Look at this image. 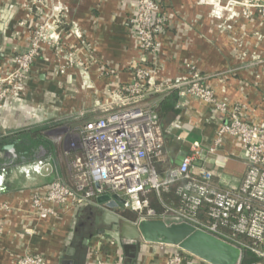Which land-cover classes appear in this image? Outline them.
I'll return each instance as SVG.
<instances>
[{
    "label": "crops",
    "instance_id": "crops-1",
    "mask_svg": "<svg viewBox=\"0 0 264 264\" xmlns=\"http://www.w3.org/2000/svg\"><path fill=\"white\" fill-rule=\"evenodd\" d=\"M158 2L165 19L156 57L146 56L154 85L142 102L158 114L157 170L163 177L192 144L212 146L227 118L186 94L191 74L201 76L227 110L236 107L238 116L264 131V0ZM135 5L136 0H0V76L28 46L43 13L52 21L47 33L58 38L43 43L27 81L0 104V264H15L24 254L40 256L45 264H95L99 257L106 264H165L174 253L183 257L179 264H202L177 246L142 239L127 245L111 231L95 233L104 227L94 223L102 208L89 202H44L53 213L42 219L32 201L56 178L73 187L66 140L60 145L57 130L66 124L75 130L115 108L131 80L140 60L129 22ZM239 151L236 139L225 135L214 153L194 164L212 171L215 186L234 188L245 169ZM150 204L158 208L154 196ZM113 211L122 216L127 210Z\"/></svg>",
    "mask_w": 264,
    "mask_h": 264
},
{
    "label": "built area",
    "instance_id": "built-area-1",
    "mask_svg": "<svg viewBox=\"0 0 264 264\" xmlns=\"http://www.w3.org/2000/svg\"><path fill=\"white\" fill-rule=\"evenodd\" d=\"M164 19L158 0H136L129 22L140 60L132 66V78L122 86L115 108L104 109L102 115L75 129L74 140L65 149L73 187L59 178L51 181L42 195L33 196L37 215L43 219L53 213V208L44 202L51 205L89 202L104 209L96 197L108 194L113 199L116 195L121 199L117 207L135 214L134 223L143 219L186 222L237 247L241 256L236 264H241L245 249L259 258L249 264H264V131L238 116L236 107L227 110L198 74H191L185 81L186 94L214 105L227 113V118L218 127L212 146L203 149L194 143L179 164L168 167L163 177L158 173L162 144L157 114L152 105L142 100L154 85V70L148 67L146 56L155 58L158 53L157 35ZM51 22L49 14L35 26L28 46L12 56L10 70L0 76V104L27 81L43 43H57V36L48 34ZM225 135L236 139L245 164L241 181L234 188L215 186L212 171L203 165L196 169L194 164L196 159L203 160L206 152L214 153ZM171 191L175 198L167 197ZM151 196L157 209L150 204ZM182 260L179 253H174L165 264H179ZM15 264H45V261L40 256L24 254ZM95 264H106V260L96 258Z\"/></svg>",
    "mask_w": 264,
    "mask_h": 264
},
{
    "label": "water",
    "instance_id": "water-1",
    "mask_svg": "<svg viewBox=\"0 0 264 264\" xmlns=\"http://www.w3.org/2000/svg\"><path fill=\"white\" fill-rule=\"evenodd\" d=\"M96 202L104 206L94 218L95 225H104L103 228L95 230L97 234L111 231L127 245H133V242L142 239L146 242L177 246L201 263L236 264L241 256L237 247L195 229L186 222L166 223L161 219H143L137 223L129 221L113 211L117 208V203L121 202L116 195H113V199H110L108 194L99 195Z\"/></svg>",
    "mask_w": 264,
    "mask_h": 264
},
{
    "label": "trees",
    "instance_id": "trees-1",
    "mask_svg": "<svg viewBox=\"0 0 264 264\" xmlns=\"http://www.w3.org/2000/svg\"><path fill=\"white\" fill-rule=\"evenodd\" d=\"M153 109L156 112L155 107H153ZM156 114H157V112H156ZM157 119H158V114H157ZM122 216L128 220H134L135 219V214L130 212V211H123ZM257 260H259V258L254 252H252L249 249L243 250L242 257H241V264H249V263L257 261Z\"/></svg>",
    "mask_w": 264,
    "mask_h": 264
},
{
    "label": "rangeland",
    "instance_id": "rangeland-1",
    "mask_svg": "<svg viewBox=\"0 0 264 264\" xmlns=\"http://www.w3.org/2000/svg\"><path fill=\"white\" fill-rule=\"evenodd\" d=\"M48 17H49V13L45 12V13H43V17H41V18H42V20H44V19H46ZM48 30H50V29H48ZM52 31L54 32V29H52ZM57 132L62 133L61 134V139H60V142H61L60 145H62L65 140H66V143L74 140V137H75L74 132H75V130L72 129L71 125L69 126V125L66 124L65 128L63 127L61 129H58ZM67 134H68V136H67ZM66 143H65V145H66Z\"/></svg>",
    "mask_w": 264,
    "mask_h": 264
}]
</instances>
